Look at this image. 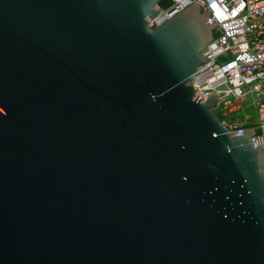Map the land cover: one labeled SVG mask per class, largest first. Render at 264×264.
I'll return each instance as SVG.
<instances>
[{"label":"water","instance_id":"water-1","mask_svg":"<svg viewBox=\"0 0 264 264\" xmlns=\"http://www.w3.org/2000/svg\"><path fill=\"white\" fill-rule=\"evenodd\" d=\"M159 1L0 0V264H264L260 127L192 85L210 13Z\"/></svg>","mask_w":264,"mask_h":264},{"label":"built area","instance_id":"built-area-1","mask_svg":"<svg viewBox=\"0 0 264 264\" xmlns=\"http://www.w3.org/2000/svg\"><path fill=\"white\" fill-rule=\"evenodd\" d=\"M167 8H160L159 15L150 22L151 30L160 27L173 16L196 2L204 7L216 22L221 35L200 52L203 61L209 60L192 77V85L200 102L220 98L217 109L222 121L233 137L243 136L249 116L243 121L226 119L227 111L239 107L248 97L255 109L257 120L252 128H259L261 135L252 136L250 143L264 155V0H169ZM232 110H231V109Z\"/></svg>","mask_w":264,"mask_h":264},{"label":"rangeland","instance_id":"rangeland-1","mask_svg":"<svg viewBox=\"0 0 264 264\" xmlns=\"http://www.w3.org/2000/svg\"><path fill=\"white\" fill-rule=\"evenodd\" d=\"M232 104L234 106H238L239 110H237L236 107L232 108L235 111L228 110L227 112L231 114H228L226 119L229 121H233L238 119L239 121H243L245 116H249L248 123H255L257 120V114L255 109L250 105V100L248 97L241 100V102L233 101ZM231 109V108H230ZM231 109V110H232ZM214 112H220L219 110H215Z\"/></svg>","mask_w":264,"mask_h":264},{"label":"trees","instance_id":"trees-1","mask_svg":"<svg viewBox=\"0 0 264 264\" xmlns=\"http://www.w3.org/2000/svg\"><path fill=\"white\" fill-rule=\"evenodd\" d=\"M169 5H170V1H169V0H160L159 3H158V6H159L160 8H162V9H163V8H167ZM213 36L216 37V36H217V33H214ZM215 114H216V116H217L221 121L224 120V118H223L221 112H215ZM253 126H255V123H248V124L246 125V127H253Z\"/></svg>","mask_w":264,"mask_h":264}]
</instances>
